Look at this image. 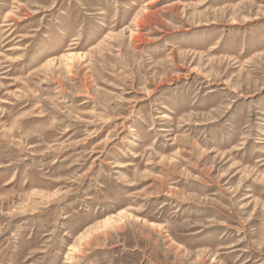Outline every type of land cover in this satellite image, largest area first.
<instances>
[{"label": "rangeland", "instance_id": "rangeland-1", "mask_svg": "<svg viewBox=\"0 0 264 264\" xmlns=\"http://www.w3.org/2000/svg\"><path fill=\"white\" fill-rule=\"evenodd\" d=\"M0 264H264V0H0Z\"/></svg>", "mask_w": 264, "mask_h": 264}]
</instances>
